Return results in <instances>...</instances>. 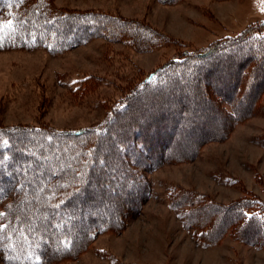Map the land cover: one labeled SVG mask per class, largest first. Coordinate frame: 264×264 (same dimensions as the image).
Returning a JSON list of instances; mask_svg holds the SVG:
<instances>
[{
  "label": "trees",
  "instance_id": "obj_1",
  "mask_svg": "<svg viewBox=\"0 0 264 264\" xmlns=\"http://www.w3.org/2000/svg\"><path fill=\"white\" fill-rule=\"evenodd\" d=\"M54 2L0 0V51L44 49L57 55L96 37L143 53L181 45L144 20L61 9ZM263 94L261 21L209 46L184 50L143 75L92 127L70 131L0 123L3 264L71 259L99 234H119L128 210L140 211L151 196L148 173L192 160L201 146L223 141L236 125L264 115ZM257 141L264 147V135ZM169 205L180 208L182 221L202 244L218 242L230 230L242 241L264 245V199L253 193L225 204L174 187ZM187 206L192 208L186 211ZM209 209L233 215L231 222L220 225L215 216L202 226L187 223Z\"/></svg>",
  "mask_w": 264,
  "mask_h": 264
},
{
  "label": "rangeland",
  "instance_id": "obj_2",
  "mask_svg": "<svg viewBox=\"0 0 264 264\" xmlns=\"http://www.w3.org/2000/svg\"><path fill=\"white\" fill-rule=\"evenodd\" d=\"M54 3L61 9L103 10L141 19L181 45L143 53L96 37L57 55L44 49L0 51V123L4 125L47 124L70 131L92 127L104 120L129 86L180 52L209 46L240 33L252 22H264V0ZM260 101L264 105V94ZM261 135L264 115L258 114L236 125L225 140L201 146L194 159L164 164L148 173L151 196L140 211L128 210L131 202L125 205L131 215L122 232H103L76 257L48 264H264V245L242 241L230 230L220 241L202 244L182 221L180 208L169 205V192L174 187L225 204L247 193L264 199V147L257 141ZM189 149H183V154ZM191 208L187 206L186 211ZM215 216L222 225L231 222L233 215L209 209L205 215L195 213L187 223L200 222L202 226V221L208 223Z\"/></svg>",
  "mask_w": 264,
  "mask_h": 264
}]
</instances>
